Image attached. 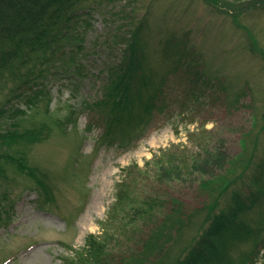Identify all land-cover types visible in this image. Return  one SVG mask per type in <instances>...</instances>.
<instances>
[{"label":"rangeland","instance_id":"obj_1","mask_svg":"<svg viewBox=\"0 0 264 264\" xmlns=\"http://www.w3.org/2000/svg\"><path fill=\"white\" fill-rule=\"evenodd\" d=\"M224 1L233 2L80 0L79 12H88L84 17L90 22L81 55L86 66H79L84 74L68 75L59 65L46 72L39 79L48 83L51 99L34 107L22 103L26 115L9 114L20 104L13 90L21 80L6 73L0 130L17 118L19 131L47 122L52 132L33 144L0 142V264H68L90 234L103 237L109 231L117 239L110 241L112 249L123 250L127 231L117 209L127 196L145 193L165 198L155 209L159 223L167 214H182L184 223L169 243L174 257L188 254L215 214L239 193L247 207L234 226L252 230L261 241L254 264H264V56L249 48V38L230 15L253 0ZM242 13L264 53V10ZM142 20L149 71L166 77V105L153 111L148 125L124 136L106 116L110 104L98 102L108 69L116 66L125 46L121 39ZM156 102L161 106L160 99ZM5 153L27 156L51 191L17 169V161L3 158ZM161 159L173 163L166 162L158 177ZM216 176L222 178L219 183ZM254 247L252 236L236 238L222 263L240 262Z\"/></svg>","mask_w":264,"mask_h":264},{"label":"trees","instance_id":"obj_2","mask_svg":"<svg viewBox=\"0 0 264 264\" xmlns=\"http://www.w3.org/2000/svg\"><path fill=\"white\" fill-rule=\"evenodd\" d=\"M79 1L0 0V87L6 81L7 72L14 80L17 78L21 80L13 90V95L20 98V104L11 110L10 116H16L19 113L27 114L22 103L34 107L45 99H51V93L47 88L48 83L39 78L47 77L46 72L47 74L51 73L55 66L59 65V67L65 68L67 72L64 73L68 75L84 74L79 70V66H86L81 55L86 52L84 43L90 22L84 17L88 12H79L81 10L78 5ZM206 1L214 5L219 2V0ZM231 1L233 2L224 1L222 5H230L240 0ZM222 5L219 9L225 12ZM240 8V12L245 14L250 13L253 9L264 10V0H253L249 5H242ZM240 12H232L231 20L237 28L246 33L249 38V48L264 56L263 51L259 50L257 42L253 39L249 26L242 22ZM145 28L143 20L139 21L121 39L125 42V46L120 48L121 56L115 64L116 66L112 68L110 66L108 69L109 79L103 84V89H106L104 97L100 98L98 102L105 106L110 104L106 116L111 124L115 123V130H119L124 136L135 134L142 129V125H148L153 117V111L155 109L163 111L166 105V100L163 97L166 77L158 79L153 73L151 75L149 68L152 69V67L144 54V46L147 44L144 36ZM44 64L47 66L37 70ZM25 65L30 69L22 72L21 67ZM68 65L75 67L72 70ZM199 76L203 80L205 79L204 75ZM31 82L32 84H30ZM157 99L161 100V106L157 104ZM4 113L6 110L2 109L1 115ZM13 119L6 129L0 130V142L3 144L10 146L26 142L33 144L36 141L49 138L52 132L50 124L47 122L30 128L27 126L24 127V130L22 128V131H19L20 120ZM62 129L66 130V128ZM19 153H5L3 158L13 162L17 161V169L22 172L26 171L46 193L51 191L50 184L38 176L39 168L33 167L29 163V158ZM161 160L157 164L160 168L156 169L158 177L162 176L160 171L165 169L166 162L167 164L173 163L167 159ZM214 169L211 168L210 172H216ZM215 179L218 183L222 180L219 176H216ZM125 184L127 186V183ZM204 184H206L205 181L202 182V185ZM127 189L126 191L129 192ZM208 189L209 192L215 191L213 188L211 190L209 186ZM118 195L117 199L120 202L123 196L120 193ZM234 197L232 204L215 214L212 222L205 228L197 242L190 246L188 254L181 256L180 253L174 257L171 255L172 247L169 246V243L177 236L176 233L181 227L178 228V224L184 223L182 214L178 217L174 215L170 217V214H167L162 220L163 222L159 223L156 220L155 209L157 206H163L165 198L151 193H145L137 198L133 194L129 195L127 196L128 201L119 205L118 211L114 208L111 211L112 215L116 211L117 214L120 213V210L123 212L122 221L126 225L123 227L125 228L124 233L127 231L124 234V243H128L124 249L119 251L112 249L110 241L117 239L110 231L107 232L110 235L105 233L103 237L90 234L86 238L85 246L78 250L75 256L69 257L67 263L213 264L216 262L223 264L228 249L231 244L232 247L235 245L236 238L243 241L250 240L252 236L255 243L254 249L246 252L240 262L232 264H254L259 256L260 248L258 247L261 241L254 239L257 237L252 235V230L242 225L234 226L238 214L247 207L242 197L239 201V193ZM217 198L214 205L217 204ZM214 205L211 204L210 208H213ZM171 212L178 213V211ZM208 213L204 222L210 217V212L208 211ZM124 217L125 219H123Z\"/></svg>","mask_w":264,"mask_h":264}]
</instances>
